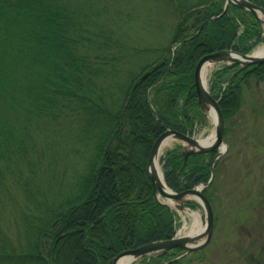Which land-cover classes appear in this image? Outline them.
I'll return each mask as SVG.
<instances>
[{"label": "trees", "instance_id": "trees-1", "mask_svg": "<svg viewBox=\"0 0 264 264\" xmlns=\"http://www.w3.org/2000/svg\"><path fill=\"white\" fill-rule=\"evenodd\" d=\"M225 1L0 0V264H107L175 235L177 211L148 176L151 148L166 128L195 133L205 120L203 55L264 41L256 16L232 4L173 54ZM250 67L264 78V62ZM235 70L219 66L209 87L226 119L241 105ZM216 153L184 163L180 145L168 149L166 183L208 181ZM166 257L149 264H174Z\"/></svg>", "mask_w": 264, "mask_h": 264}, {"label": "rangeland", "instance_id": "rangeland-1", "mask_svg": "<svg viewBox=\"0 0 264 264\" xmlns=\"http://www.w3.org/2000/svg\"><path fill=\"white\" fill-rule=\"evenodd\" d=\"M261 45L264 41L254 50ZM221 64H207L205 77L208 88L213 72ZM249 90L252 98L247 93ZM247 91L243 106L227 119L225 139L228 145L207 190L215 216L213 236L206 246L187 252L176 264H264V197L253 200L250 205V196L245 197L243 193L253 179L255 184L250 190L260 188L264 191L261 185L264 179V81L257 83L253 78ZM195 130L194 135L200 140L215 132V121L210 112L207 111L202 123L196 124ZM177 145L183 150L187 143L173 138L161 156ZM193 202L195 205L190 208L199 211L200 223L205 225L204 207L198 201ZM171 204L178 214V229L188 232L199 226L190 211L179 208L174 199ZM139 260H135V264Z\"/></svg>", "mask_w": 264, "mask_h": 264}, {"label": "water", "instance_id": "water-1", "mask_svg": "<svg viewBox=\"0 0 264 264\" xmlns=\"http://www.w3.org/2000/svg\"><path fill=\"white\" fill-rule=\"evenodd\" d=\"M236 5L242 9H246L251 11L256 18L264 25V17L259 15V12L264 14V6L256 4L252 0H226L224 9L221 12L220 15L211 16L204 20L199 26L197 31L193 36L184 38L183 40H180L176 42L173 46V52L176 50V46L178 44H181L185 41H188L190 38L197 36L204 26L214 20L217 19L219 16L227 13L228 8L230 5ZM210 62H227L231 65L233 64H240L241 68L246 67L252 63H262L264 62V53L263 54H255L254 52L250 53H242L239 51H235L232 49H221L217 50L211 53H207L203 55L199 61L197 62L196 68H195V84L197 88V95H198V104L206 114L207 111L210 112L211 109H213V112L215 113V135L212 141L208 143H202L199 138L195 137L194 135H191L189 133L167 128L163 133H161L157 139L155 140L150 157L148 160V171L151 179L154 183V190L155 193H157L158 190H160L165 196L171 197L177 201V206L180 208L185 207L183 204L180 205V202L187 201V196H190L192 194L197 195V200L203 205L206 213V222L204 225L203 230L200 232H196L194 234H184L181 236H175L169 239H160L155 240L146 244H143L141 246H138L133 249H128L125 251L120 252L116 257H114L108 264H118V260L122 255L125 254H131L135 258L152 252H165L167 250L182 247L187 251H193L199 248H202L206 244L209 243L213 231H214V210L211 204L210 199L207 197V195L204 193L203 188L209 184V182L204 183L201 188H198L197 186L193 188H189L180 192L174 191L171 187L168 185V189H164L157 172L153 168V164L155 159L158 157L160 149L164 141L169 138H175L180 139L185 142H187V145L184 147V155L185 159L188 157L189 154L194 152H208L211 150H214L216 148L222 147V145L227 146L226 141L224 139V133H225V117L224 113L222 111L221 105L219 101L216 99V97L210 92L208 87L204 84L203 80V68L205 65H207ZM222 150L219 151V153L213 158L211 169L214 170L215 161L216 159L222 154ZM214 177V173L212 172L211 179L212 181ZM189 209V207L187 208ZM102 217L99 219L101 220ZM97 220V221H99Z\"/></svg>", "mask_w": 264, "mask_h": 264}, {"label": "bare ground", "instance_id": "bare-ground-1", "mask_svg": "<svg viewBox=\"0 0 264 264\" xmlns=\"http://www.w3.org/2000/svg\"><path fill=\"white\" fill-rule=\"evenodd\" d=\"M226 2V1H225ZM259 15L260 16H262V17H264V14H262L261 12H259ZM183 40V39H182ZM180 41V40H179ZM178 42V41H177ZM179 45V44H178ZM173 50V49H172ZM176 51V50H175ZM175 52H173V54H174ZM255 54H263L264 53V45H261V46H259L256 50H255V52H254ZM207 66L208 65H205V67L203 68V80H204V84L208 87V84H207V80H206V77H205V73H206V71H207ZM237 68H236V71H237V73H240V72H242V69L244 68V67H242L241 68V65L240 64H236L235 65ZM148 71H146L142 76H141V78H145L147 75H148ZM194 83H195V72H194ZM195 87H196V84H195ZM196 90H197V88H196ZM198 96V95H197ZM210 113L212 114V116L214 117V115H215V113L213 112V109H211L210 110ZM169 128V127H168ZM167 129V128H166ZM165 129V130H166ZM164 130V131H165ZM214 135H215V133H212L210 136H208L207 138H205V139H201L200 141L202 142V143H208V142H210V141H212V139L214 138ZM172 137H169V138H167L165 141H164V143L162 144V146H161V149H160V152H159V155H158V157L155 159V161H154V164H153V168L155 169V171L157 172V174H158V177H159V180H160V182H161V184H162V186H163V188L164 189H168V184L166 183V180H165V176H164V170H163V164H162V161H161V155H162V151L167 147V146H170L171 145V142H172ZM223 147V149H225V145H223L222 146ZM152 149V148H151ZM167 151V150H166ZM184 151L185 150H181V152H182V154H183V157H184V163L187 161V159H188V157L191 155V154H193V153H191V154H189L188 155V157L185 159V155H184ZM194 153H197V152H194ZM200 153H205V152H200ZM150 157V156H149ZM149 160V159H148ZM147 164H148V162H147ZM147 171H148V166H147ZM148 176H149V178H150V180L152 181V184H153V191H154V194H155V197H156V199L158 200V201H160V202H162V203H164V204H166V205H169L171 208H173V209H175L174 207H173V205L171 204V202H172V200H173V198H171V197H168V196H165L160 190H158L157 191V193H155V190H154V183H153V180L151 179V177H150V175H149V171H148ZM210 179H211V176H210V178H209V180L208 181H206V182H199V183H197V184H195L194 186H192V187H189V188H193V187H195V186H197L198 188H201L202 186H203V184L204 183H207V182H209V184L207 185V186H209L210 185V183L212 182V181H210ZM168 185V186H167ZM189 188H185V189H183V190H186V189H189ZM183 190H180V191H183ZM162 197V198H161ZM187 198V201H185V202H180V205L181 204H183L185 207H183L184 209H187L188 207H190L191 205H190V203H192L193 201H198L197 200V195L196 194H192V195H190V196H187L186 197ZM175 200V199H174ZM176 201V200H175ZM199 202V201H198ZM176 204H177V201H176ZM175 204V205H176ZM181 208V207H180ZM188 211H190V213H192L193 214V216L195 217V223H197L199 226L195 229V228H193V229H190L188 232H184V231H182V232H180L179 234H177V236H180V234H194V233H196V232H200L201 230H203V228H204V225H202L201 223H200V221H201V216H200V213H199V211H197V210H192V209H187ZM100 219V218H99ZM98 219V220H99ZM100 221V220H99ZM96 222H98V221H96ZM185 222H186V220L184 221V224H185ZM215 230V229H214ZM214 232V231H213ZM59 239V238H58ZM169 239V238H168ZM155 241V240H154ZM152 242V241H151ZM147 243H149V242H147ZM144 244H146V243H144ZM143 245V244H142ZM207 245V244H206ZM205 245V246H206ZM139 246H141V245H139ZM138 247V246H137ZM134 248H136V247H134ZM129 249H133V248H129ZM125 250H128V249H125ZM125 250H123V251H125ZM194 251V250H193ZM122 252V251H121ZM187 252H192V251H187V250H185L184 248H182V247H177V248H173V249H170V250H167V251H165V252H152V253H147V254H144V255H141V256H139V257H137V258H135L134 256H132L131 254H125V255H122L120 258H119V260H118V264H135V260H138V259H140L139 261V263L138 264H149V260H150V258L152 257V256H160L161 254H166L167 255V257L166 258H164L162 261H163V263H167V262H174V264H176L177 262H179L185 255H186V253ZM120 253V252H119ZM118 253V254H119ZM117 254V255H118ZM116 255V256H117ZM116 256H114V257H116ZM113 257V258H114ZM112 258V259H113ZM111 259V260H112ZM110 260V261H111ZM109 261V262H110ZM108 262V263H109ZM107 263V264H108Z\"/></svg>", "mask_w": 264, "mask_h": 264}, {"label": "flooded vegetation", "instance_id": "flooded-vegetation-1", "mask_svg": "<svg viewBox=\"0 0 264 264\" xmlns=\"http://www.w3.org/2000/svg\"><path fill=\"white\" fill-rule=\"evenodd\" d=\"M237 68V67H236ZM242 71H243V81H242V93H241V105H240V107H242L243 106V104H244V102H245V99H246V96H247V93L248 94H250L249 96L252 98L253 97V94H251L250 92V90L249 91H247L248 89H249V85H250V81L253 79V78H255L254 76H250V73L249 74H247V72H249V71H251V67H250V65H248V66H246V67H244L243 69H242ZM237 74V71L235 70L234 72H233V75H236ZM255 79H257V83L258 82H260V81H264V78L263 79H260V78H255ZM246 91H247V93H246ZM239 107V108H240ZM239 110V109H238ZM237 110V111H238ZM236 111V112H237ZM236 112L234 113V114H232L231 116H230V118L232 117V116H234L235 114H236ZM229 118V117H228ZM227 118V119H228ZM226 124H227V122H226ZM227 128H228V126H226V130H227ZM230 141V140H229ZM218 151V150H217ZM255 181H254V179L251 181V185H248L249 184V181L247 182V188L244 190V196L246 197V196H250L249 197V202H250V205H252L253 203H254V201L253 200H255L256 201V199H262L263 197H264V191H263V189H253V190H250L252 187H253V185L255 184L254 183ZM261 185H262V187H264V179H263V181L261 182ZM251 186V187H250ZM264 247V244L262 245V249H264L263 248Z\"/></svg>", "mask_w": 264, "mask_h": 264}]
</instances>
